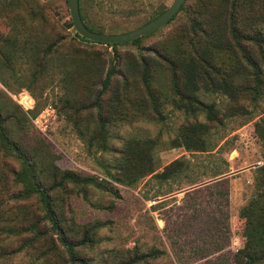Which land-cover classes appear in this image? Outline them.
<instances>
[{
  "label": "rangeland",
  "instance_id": "obj_1",
  "mask_svg": "<svg viewBox=\"0 0 264 264\" xmlns=\"http://www.w3.org/2000/svg\"><path fill=\"white\" fill-rule=\"evenodd\" d=\"M172 1L81 0V6L90 23L106 33H119L145 23L156 9L168 7ZM194 1L185 0L186 8ZM185 16V11L179 12L139 44H122L114 49L75 37V29L66 27L70 21L67 0H0V115L9 131L35 158L46 180L53 178L54 164L60 170L109 182L106 188L67 183L68 193L59 203L63 215L72 216L77 224L103 223L92 245L77 248L78 256L88 264H113V250L134 244L144 251L152 246L161 251L156 258L137 264H233V255L246 239L242 211L253 200L257 204L246 210L247 214L264 206V138L255 125L264 115V91L255 105L243 100L245 110L230 114L231 104L225 96L199 90L194 105L211 104L218 110L217 120L209 121L206 109L192 114L170 102L169 73L163 65H156L147 71L151 86L163 93H154L155 104L147 99L146 111L141 112L142 106H136L139 97L135 98L138 83L131 76L127 86H121L119 99L111 90L100 96L103 117L99 121L95 104L101 93L99 81L115 55L121 56L119 68L123 70V58L127 59L126 66L132 57H154L155 49L172 43ZM52 42L54 47L50 46ZM231 59L228 50L218 53L222 68L229 67ZM23 92L34 99L33 108L27 111L16 101ZM31 111L38 113L31 116ZM41 112L43 118L34 121ZM196 121L209 125L205 135L209 150L174 146L172 141L181 128ZM80 128L99 131L107 148L99 149L97 142L88 147L78 134ZM130 137L159 142L153 153L156 171L177 158L186 159L189 168L167 182L149 176L133 186L111 180L105 171H114L111 165ZM17 168L18 161L0 146V216L4 222L5 218L12 220L13 215L16 221L23 213L38 211L35 199L13 196L12 169ZM0 244L6 249L5 255L0 250V264L27 261L28 255L13 252L17 237L0 232ZM260 244L246 264H264V244Z\"/></svg>",
  "mask_w": 264,
  "mask_h": 264
},
{
  "label": "trees",
  "instance_id": "obj_2",
  "mask_svg": "<svg viewBox=\"0 0 264 264\" xmlns=\"http://www.w3.org/2000/svg\"><path fill=\"white\" fill-rule=\"evenodd\" d=\"M79 1V11L84 24L93 31L106 33L100 26L90 23ZM167 7L162 6L151 14V20ZM185 11V21L178 28L172 43L162 48L155 49L154 57L143 59L132 57L128 59V65L124 70L121 66V56L115 55L112 64H108L104 78L99 81L101 93L96 98L95 104L99 109L98 118L102 122L103 105L100 96L107 90H111L115 99H119L121 86H127V79L134 77L138 83L136 106H142L145 113L148 101L155 104L157 98L154 93H163L151 86L148 69L152 70L156 65H163L169 73L171 80L170 102L178 109H184L195 114L197 110L206 109V118L209 121L217 120L218 110L213 105H194L199 90L214 91L227 98L230 102V114H237L245 110L244 101L255 102L264 91V0H196L187 7L185 2L179 11L167 22L169 23L179 12ZM148 20V21H149ZM147 22V21H146ZM145 22V23H146ZM166 23V24H167ZM144 24V23H143ZM142 25V24H141ZM164 26V25H163ZM66 27H73L71 20ZM160 29V28H159ZM157 29V30H159ZM155 30V31H157ZM153 31V32H155ZM151 32V33H153ZM145 34L127 43H104L112 48L122 44L137 45L147 35ZM74 35L83 42H96L80 36L75 30ZM50 46H55L51 43ZM51 47L50 50L53 48ZM228 50L232 55L229 67L222 68L217 62L218 53ZM117 75L120 78H114ZM109 113L111 109L107 110ZM253 111V109H252ZM38 112L31 111V116ZM223 116L219 119L222 120ZM264 115L255 122L258 134L264 138ZM77 119H74L76 124ZM196 121L188 123L180 130V135L173 139L174 146L183 144L189 151L209 150L206 133L209 125ZM262 128V129H261ZM78 134L84 138L88 147L97 142L99 149H106L105 138L99 131L88 132L78 129ZM159 142L152 138H127L119 149V156L111 166L114 171L106 170L107 176L118 183L136 185L146 176L159 182L175 180L189 168V163L184 158H177L169 162L161 171H156L154 163V150ZM0 146L10 153L13 159L19 163V168L12 169V184L14 198L36 200L38 211L23 213L21 219L12 220L1 218L0 232L18 238V246L14 253L28 255V259L22 264H88L86 259L78 256L77 248L82 245H92L95 242L97 229L103 223L93 221L77 224L73 217L67 218L60 210V202H63L67 190V183L77 184L92 183L100 188H106L107 180L102 181L94 175H80L72 170H60L51 164L52 179L46 180L42 175V168L35 158L28 154L25 146L16 139L8 129L5 119L0 115ZM38 164V165H37ZM59 174V177L57 175ZM194 183V182H193ZM80 186V185H79ZM71 188L70 190H72ZM59 190L61 193H57ZM78 193V191H75ZM111 192H114L111 190ZM161 195V194H158ZM257 201H251L242 211L246 216L245 244L233 255V264H246L248 257H253L257 249L264 244V206L256 213H248ZM0 250L5 255V247L0 244ZM114 251L116 260L113 264H137L141 261L154 259L160 254V250L149 247L142 250L137 244L131 248ZM264 259V256H261Z\"/></svg>",
  "mask_w": 264,
  "mask_h": 264
},
{
  "label": "water",
  "instance_id": "obj_3",
  "mask_svg": "<svg viewBox=\"0 0 264 264\" xmlns=\"http://www.w3.org/2000/svg\"><path fill=\"white\" fill-rule=\"evenodd\" d=\"M185 0H173L171 4L160 14L147 21L146 23L135 27L131 30L119 33H101L97 31L90 30L83 22L80 11H79V1L78 0H67L68 9L70 13V20L73 24L75 31L82 37L98 41L102 43H127L134 39L143 36L145 34L151 33L163 25H165L180 9ZM225 175L217 177L219 179ZM212 179V180H215ZM210 180V181H212ZM203 184V183H202ZM198 186V185H195Z\"/></svg>",
  "mask_w": 264,
  "mask_h": 264
},
{
  "label": "built area",
  "instance_id": "obj_4",
  "mask_svg": "<svg viewBox=\"0 0 264 264\" xmlns=\"http://www.w3.org/2000/svg\"><path fill=\"white\" fill-rule=\"evenodd\" d=\"M17 103L19 104V106L24 109V110H30L31 108H33L34 105V99L33 97L28 94V93H21L17 99H16ZM44 112H41L37 115V117L34 119V121L36 120H40V118H43V114Z\"/></svg>",
  "mask_w": 264,
  "mask_h": 264
}]
</instances>
